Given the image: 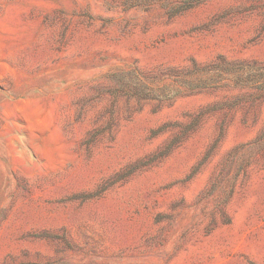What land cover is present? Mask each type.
Instances as JSON below:
<instances>
[{
    "label": "rangeland",
    "instance_id": "rangeland-1",
    "mask_svg": "<svg viewBox=\"0 0 264 264\" xmlns=\"http://www.w3.org/2000/svg\"><path fill=\"white\" fill-rule=\"evenodd\" d=\"M0 264H264V0H0Z\"/></svg>",
    "mask_w": 264,
    "mask_h": 264
}]
</instances>
